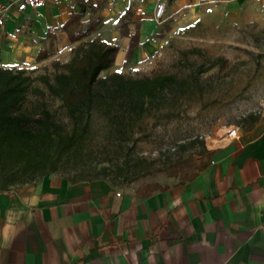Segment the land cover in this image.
<instances>
[{
	"label": "crops",
	"instance_id": "crops-1",
	"mask_svg": "<svg viewBox=\"0 0 264 264\" xmlns=\"http://www.w3.org/2000/svg\"><path fill=\"white\" fill-rule=\"evenodd\" d=\"M82 1L10 7L0 27V67L66 62L89 33L108 43L107 17L130 3L138 42L154 28L156 0H92L100 17L89 24ZM79 17L86 28L73 31ZM39 53L45 57L36 59ZM234 129L192 178L150 192L52 173L0 192V264H264V120Z\"/></svg>",
	"mask_w": 264,
	"mask_h": 264
},
{
	"label": "rangeland",
	"instance_id": "rangeland-1",
	"mask_svg": "<svg viewBox=\"0 0 264 264\" xmlns=\"http://www.w3.org/2000/svg\"><path fill=\"white\" fill-rule=\"evenodd\" d=\"M163 1L167 3L165 17L161 23L155 21L141 43L138 29L134 30L132 3L120 16L107 17L104 37L115 52L111 65L99 77L112 72L130 77L171 73L186 79L184 92L167 95L159 104L134 114L122 137L110 132L103 112L96 113L76 154L50 173L68 180H90L97 175L150 192L197 173L228 129H246L264 120V8L257 0ZM80 4L89 12L88 24L100 17L96 15L99 1ZM80 18L73 31L86 28V21ZM93 35L89 33L78 45ZM28 62H22L21 68L33 78L32 85L47 92L36 77L47 74L52 78L56 69L51 60ZM210 63L209 69L196 73L199 65ZM38 99L27 93L24 105L36 106ZM44 101L57 117L67 120L59 99L47 95ZM100 167L105 169L97 174ZM134 175L138 177L129 180Z\"/></svg>",
	"mask_w": 264,
	"mask_h": 264
},
{
	"label": "trees",
	"instance_id": "trees-1",
	"mask_svg": "<svg viewBox=\"0 0 264 264\" xmlns=\"http://www.w3.org/2000/svg\"><path fill=\"white\" fill-rule=\"evenodd\" d=\"M114 52L113 45L99 39L78 45L68 61L52 63L56 69L52 78L37 75L47 92L32 85L33 78L23 68L0 67V192L35 182L67 162L89 133L96 113L103 112L110 132L122 137L134 114L159 104L167 95L184 92L186 79L171 73L130 77L112 72L99 77L111 65ZM43 57L39 53L36 59ZM212 64L199 65L196 73ZM27 93L39 98L36 106L24 105ZM47 95L60 100L66 121L46 106ZM102 169L105 167L97 174Z\"/></svg>",
	"mask_w": 264,
	"mask_h": 264
},
{
	"label": "built area",
	"instance_id": "built-area-1",
	"mask_svg": "<svg viewBox=\"0 0 264 264\" xmlns=\"http://www.w3.org/2000/svg\"><path fill=\"white\" fill-rule=\"evenodd\" d=\"M66 1L68 0H7V2L0 3V27L3 24L4 13H6L10 7H14L18 11H23L27 8L36 10L46 4L59 5ZM262 7H264V2L262 3ZM165 15H166V2L163 0H158L154 8L155 21L157 23H161ZM227 132L228 135H235L236 133L234 128L228 129Z\"/></svg>",
	"mask_w": 264,
	"mask_h": 264
}]
</instances>
